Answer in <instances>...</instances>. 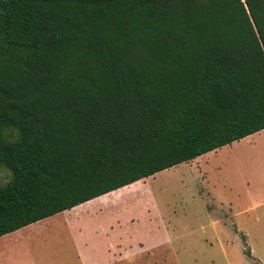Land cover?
<instances>
[{
	"label": "trees",
	"instance_id": "1",
	"mask_svg": "<svg viewBox=\"0 0 264 264\" xmlns=\"http://www.w3.org/2000/svg\"><path fill=\"white\" fill-rule=\"evenodd\" d=\"M264 130V0H0V237Z\"/></svg>",
	"mask_w": 264,
	"mask_h": 264
},
{
	"label": "rangeland",
	"instance_id": "2",
	"mask_svg": "<svg viewBox=\"0 0 264 264\" xmlns=\"http://www.w3.org/2000/svg\"><path fill=\"white\" fill-rule=\"evenodd\" d=\"M8 172L0 169V184ZM149 186L164 220L162 243L120 264H264V130L182 163ZM47 223H50L47 221ZM44 224L0 238V264H48L61 252Z\"/></svg>",
	"mask_w": 264,
	"mask_h": 264
},
{
	"label": "crops",
	"instance_id": "3",
	"mask_svg": "<svg viewBox=\"0 0 264 264\" xmlns=\"http://www.w3.org/2000/svg\"><path fill=\"white\" fill-rule=\"evenodd\" d=\"M140 182L29 225L43 223L53 239L58 235L59 259L48 264H120L129 260L130 250L160 245L167 228L164 224L169 222L164 220L151 188L136 187Z\"/></svg>",
	"mask_w": 264,
	"mask_h": 264
}]
</instances>
